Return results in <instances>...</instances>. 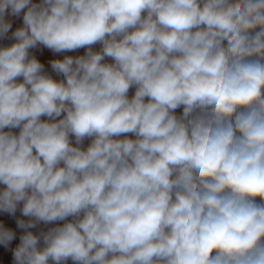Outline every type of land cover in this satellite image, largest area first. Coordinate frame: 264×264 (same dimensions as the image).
I'll return each mask as SVG.
<instances>
[{"label": "clouds", "instance_id": "obj_1", "mask_svg": "<svg viewBox=\"0 0 264 264\" xmlns=\"http://www.w3.org/2000/svg\"><path fill=\"white\" fill-rule=\"evenodd\" d=\"M0 264H264V0H0Z\"/></svg>", "mask_w": 264, "mask_h": 264}, {"label": "rangeland", "instance_id": "obj_2", "mask_svg": "<svg viewBox=\"0 0 264 264\" xmlns=\"http://www.w3.org/2000/svg\"><path fill=\"white\" fill-rule=\"evenodd\" d=\"M80 52L82 53L83 50H80ZM17 215H19V213H17ZM15 243H18V239H17V241H14V242H13V246L15 245ZM9 260H10V256H9Z\"/></svg>", "mask_w": 264, "mask_h": 264}]
</instances>
